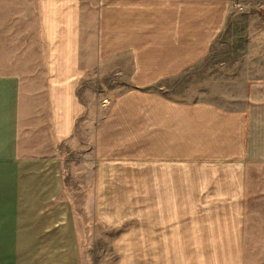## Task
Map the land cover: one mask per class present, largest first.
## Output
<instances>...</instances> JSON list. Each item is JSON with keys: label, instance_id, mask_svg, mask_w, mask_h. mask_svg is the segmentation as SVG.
Wrapping results in <instances>:
<instances>
[{"label": "crops", "instance_id": "0c3cea01", "mask_svg": "<svg viewBox=\"0 0 264 264\" xmlns=\"http://www.w3.org/2000/svg\"><path fill=\"white\" fill-rule=\"evenodd\" d=\"M233 1L264 6L0 0V54H39L43 74L26 91L0 72V264H81L62 162L31 139L44 126L52 144L73 137L97 87L115 95L93 134L95 178L111 185L131 172L140 195L150 186L151 257L139 242L135 264H241L247 188L264 178V28L230 67L197 69L211 84L228 76V102L174 92L240 12Z\"/></svg>", "mask_w": 264, "mask_h": 264}, {"label": "rangeland", "instance_id": "374dc122", "mask_svg": "<svg viewBox=\"0 0 264 264\" xmlns=\"http://www.w3.org/2000/svg\"><path fill=\"white\" fill-rule=\"evenodd\" d=\"M264 28V6L250 5L238 12L229 21L220 39L212 45L207 57L199 62L191 71L192 81L176 83L174 88L178 98H205L229 101L231 90L227 82L228 76L222 81L209 83V75L199 74L197 69L208 73H217V66L230 67L233 54H243L254 45L249 39ZM258 32V33H257ZM263 46L256 43L255 48ZM0 54V72L16 73L25 80L24 88L42 87L43 74L39 54ZM239 59V58H238ZM236 60L238 62L239 60ZM235 60V59H234ZM223 61V64L221 62ZM219 72V71H218ZM201 76V77H200ZM207 77L201 82V78ZM222 77V76H220ZM216 79V77H214ZM122 89L127 85H122ZM91 88V86H90ZM33 90L31 102L36 98ZM97 97L89 95L83 116L79 119L73 137L62 144H52L47 139L46 126L32 131V149L41 152L38 155L54 154L62 162L64 189L62 197L71 202L72 221L79 244L81 264H135L139 242H143L145 260L151 257V195L150 186L144 188L140 195L132 173L123 172L121 178L113 179L112 184L101 183L95 178L96 169L93 159V134L98 121L108 111L113 96L99 90ZM118 93V92H117ZM106 97L105 101L100 98ZM29 97L25 96V114L31 112ZM38 109V108H37ZM33 108L32 114L37 112ZM44 120L45 117L43 116ZM41 121V120H40ZM25 124L28 120L24 121ZM35 122L33 116L32 125ZM37 125V126H38ZM30 132L25 130L23 134ZM45 142V143H43ZM36 144H41L36 146ZM40 150V151H39ZM36 152V153H38ZM35 153V152H34ZM255 186L247 188L243 217V250L241 264H264V178L257 179ZM60 225V224H58ZM138 243V244H137Z\"/></svg>", "mask_w": 264, "mask_h": 264}, {"label": "built area", "instance_id": "2783aa9c", "mask_svg": "<svg viewBox=\"0 0 264 264\" xmlns=\"http://www.w3.org/2000/svg\"><path fill=\"white\" fill-rule=\"evenodd\" d=\"M232 6L234 9L241 11L243 9V5L237 1L232 2Z\"/></svg>", "mask_w": 264, "mask_h": 264}]
</instances>
